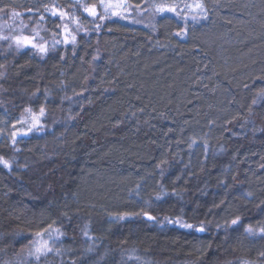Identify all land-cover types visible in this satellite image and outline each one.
Segmentation results:
<instances>
[{
  "label": "trees",
  "instance_id": "16d2710c",
  "mask_svg": "<svg viewBox=\"0 0 264 264\" xmlns=\"http://www.w3.org/2000/svg\"><path fill=\"white\" fill-rule=\"evenodd\" d=\"M199 2L150 27L93 19L99 0H0L81 29L0 50V264H33L52 228L39 264H264V0Z\"/></svg>",
  "mask_w": 264,
  "mask_h": 264
},
{
  "label": "rangeland",
  "instance_id": "374dc122",
  "mask_svg": "<svg viewBox=\"0 0 264 264\" xmlns=\"http://www.w3.org/2000/svg\"><path fill=\"white\" fill-rule=\"evenodd\" d=\"M173 0H147L141 7L130 6L126 0H99V7L86 9L93 19L109 16L135 25L150 26L156 15L168 13L185 20L199 19L203 14L199 0L172 3ZM187 3V4H186ZM57 31L46 33L40 18L34 20L25 14L8 10L0 12V50L30 49L38 55L49 53L53 47L75 39L81 32L73 15L58 11ZM100 16V17H99ZM30 130L37 132L35 119H29ZM60 236L59 230L52 228L32 236L30 252L26 255L33 264H39L48 254H52Z\"/></svg>",
  "mask_w": 264,
  "mask_h": 264
}]
</instances>
